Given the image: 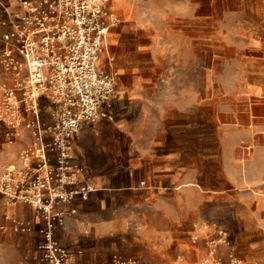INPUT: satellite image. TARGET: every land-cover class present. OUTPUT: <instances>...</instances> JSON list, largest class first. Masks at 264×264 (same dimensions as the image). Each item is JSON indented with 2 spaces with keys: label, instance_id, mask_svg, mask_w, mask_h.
Wrapping results in <instances>:
<instances>
[{
  "label": "crops",
  "instance_id": "crops-1",
  "mask_svg": "<svg viewBox=\"0 0 264 264\" xmlns=\"http://www.w3.org/2000/svg\"><path fill=\"white\" fill-rule=\"evenodd\" d=\"M19 10L16 0H0V19L5 11ZM160 86L117 88L104 106L108 117L72 138L71 152L83 167L80 181L94 188L87 200L77 197L58 207L68 214L55 236L75 253L73 264L109 262L112 251L104 240L117 232L133 233L124 227L134 219L122 210L140 214L138 235L150 239L157 264H207L204 225L240 202L253 210L241 216L245 223H264V94L215 89L192 94L191 89ZM42 109L49 120V108ZM27 138L23 131L21 139L7 143L15 153L5 164L18 162ZM4 205L0 196V225ZM7 209L20 219L33 215L24 203ZM35 227L19 235L5 223L0 262L14 263L19 248L25 264H44L40 224ZM259 233L245 232L242 239ZM242 257L244 264L264 260L251 250Z\"/></svg>",
  "mask_w": 264,
  "mask_h": 264
},
{
  "label": "built area",
  "instance_id": "built-area-1",
  "mask_svg": "<svg viewBox=\"0 0 264 264\" xmlns=\"http://www.w3.org/2000/svg\"><path fill=\"white\" fill-rule=\"evenodd\" d=\"M16 1L20 10L5 11L0 19V122L7 128L6 143L21 139L23 131L28 143L18 162L4 165L0 175L5 199L0 229L7 223L24 235L38 223L44 264H73L75 253L55 236L68 214L58 207L77 197L87 200L94 190L80 181L83 167L71 152V141L83 127L94 129L108 117L104 106L116 95L118 75L101 62L114 18L108 0ZM111 61L107 57L108 66ZM19 203L33 208L31 219L8 211ZM204 228L207 264H244L228 230L215 222ZM107 264L153 263L113 254Z\"/></svg>",
  "mask_w": 264,
  "mask_h": 264
},
{
  "label": "rangeland",
  "instance_id": "rangeland-1",
  "mask_svg": "<svg viewBox=\"0 0 264 264\" xmlns=\"http://www.w3.org/2000/svg\"><path fill=\"white\" fill-rule=\"evenodd\" d=\"M108 5L116 19L111 22L101 62L117 73L116 89L127 84L151 88L160 84L191 89L192 94L200 89L264 94V0H108ZM107 57L112 58L109 66ZM6 131L0 122V168L15 153V147L5 141ZM243 205L224 209L222 217L211 220L229 231L238 255L251 250L264 256V223H245L241 216L253 210ZM114 212L121 215L119 210ZM122 213L134 219L124 227L133 233L111 235L104 240L105 248L111 249V256H141L157 264L150 254L154 251L150 239L138 235L140 214L135 210ZM255 231L259 235L242 239L245 232ZM2 251L6 255L5 245ZM14 260L11 264H25L21 249L16 248ZM100 263L104 262H95Z\"/></svg>",
  "mask_w": 264,
  "mask_h": 264
},
{
  "label": "bare ground",
  "instance_id": "bare-ground-1",
  "mask_svg": "<svg viewBox=\"0 0 264 264\" xmlns=\"http://www.w3.org/2000/svg\"><path fill=\"white\" fill-rule=\"evenodd\" d=\"M114 19H116V18H114Z\"/></svg>",
  "mask_w": 264,
  "mask_h": 264
}]
</instances>
